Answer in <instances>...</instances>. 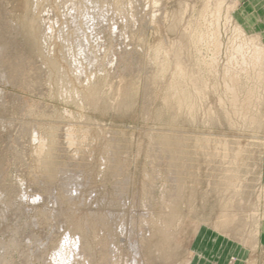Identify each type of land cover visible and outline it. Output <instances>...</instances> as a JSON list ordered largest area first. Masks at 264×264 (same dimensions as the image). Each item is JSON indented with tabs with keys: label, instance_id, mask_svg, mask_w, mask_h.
<instances>
[{
	"label": "rangeland",
	"instance_id": "obj_1",
	"mask_svg": "<svg viewBox=\"0 0 264 264\" xmlns=\"http://www.w3.org/2000/svg\"><path fill=\"white\" fill-rule=\"evenodd\" d=\"M250 1L0 0L14 78L0 91L17 100L0 104V196L20 209L0 264H54L64 239L81 264H184L194 228L224 214L241 264H264V64H229L259 45L235 22L264 44V3Z\"/></svg>",
	"mask_w": 264,
	"mask_h": 264
},
{
	"label": "bare ground",
	"instance_id": "obj_2",
	"mask_svg": "<svg viewBox=\"0 0 264 264\" xmlns=\"http://www.w3.org/2000/svg\"><path fill=\"white\" fill-rule=\"evenodd\" d=\"M217 2H224V0H216ZM152 2V1H151ZM238 4V0H233L232 2V5H233V10L235 9V7L237 6ZM155 5V3H154ZM156 5L158 6V3H156ZM229 5V4H228ZM153 6V5H152ZM151 6V8H152ZM194 9V8H193ZM237 9V8H236ZM218 13V12H217ZM204 17V16H203ZM232 18V17H231ZM230 18V19H231ZM229 23V22H228ZM235 24V29H236V33L241 37H247L249 38V41H252L253 44L255 45H258V46H261V47H255V46H252V48L248 47V44H242V45H238V47H236V56L232 57L229 64L230 65H233V63H237V67L239 69H243L244 67H251V66H261L262 63L264 64V44H262L259 40V37H257L258 35H254V34H248L246 32L245 29H243L242 26H240L237 22L234 23ZM241 24V23H240ZM208 26V25H207ZM201 38H203V36H201ZM237 41V40H236ZM234 42V41H233ZM234 45V43H233ZM199 47V46H198ZM202 50V48H201ZM8 48L5 46V45H2L0 43V82L4 81L5 84H9L10 82H13L14 81V78L11 77V74H10V69H8V65L5 64L3 61H2V54L4 52H8ZM202 52V51H201ZM249 53V56H247V54ZM124 57V56H123ZM212 63H215L216 60L215 59H212L211 60ZM210 61V62H211ZM212 63H210V67H208L207 65V68L210 69L212 67ZM7 65V66H6ZM236 66V65H235ZM234 66V67H235ZM154 67H151L148 69L147 71V74H146V81L147 80H150L151 79V76L153 75V71H154ZM212 69V68H211ZM230 71L229 69L226 70V75L229 76L230 80L229 82L231 83L226 85V91L229 92L230 96H231V103L235 104L237 102V96H236V87H237V82H236V77L239 75V74H229ZM243 73V72H242ZM257 75V74H256ZM149 82V81H148ZM239 82V81H238ZM263 93V92H262ZM247 96V95H246ZM225 99V98H224ZM6 101H10L12 104H15L17 102L16 98L14 96H11V95H7L6 93H4L3 91H0V104H4ZM248 102V101H247ZM223 103V102H222ZM228 103V102H227ZM230 103V104H231ZM7 104V103H6ZM230 104L228 105V109H229V106ZM238 104V103H237ZM220 105V104H219ZM218 105V106H219ZM243 106V105H242ZM225 107V106H223ZM250 107V106H249ZM257 107V106H256ZM243 108V107H242ZM255 108V107H254ZM253 108V109H254ZM231 109V107H230ZM256 109V108H255ZM260 110V109H258ZM252 111V110H251ZM257 111V110H256ZM261 111V110H260ZM233 112V111H231ZM242 112V111H241ZM240 112V113H241ZM255 112V111H253ZM258 112V111H257ZM239 113V114H240ZM247 113V112H245ZM233 114V113H232ZM238 114V113H237ZM255 114V113H254ZM261 114V113H260ZM236 115V114H235ZM241 115V114H240ZM247 115V114H246ZM246 115H243V116H246ZM257 115V114H256ZM254 115V116H256ZM213 116V115H212ZM243 116H240V117H243ZM248 116V115H247ZM246 116V117H247ZM260 116V115H259ZM245 117V118H246ZM249 117V116H248ZM252 118V117H250ZM254 118V117H253ZM252 118V119H253ZM256 119V117H255ZM259 118H257L258 120ZM246 121L248 120L247 118L245 119ZM244 121V120H243ZM244 121V122H246ZM250 121V119H249ZM255 121V120H253ZM251 124L252 123V120L250 121ZM258 122V121H257ZM256 122V123H257ZM244 124V123H243ZM239 126V125H238ZM253 126V125H252ZM1 128V127H0ZM247 131V130H246ZM206 138V137H205ZM62 142L65 143L66 146H71L73 143H74V138H73V135L72 133L70 132H67L64 134L63 136V140ZM208 143V142H207ZM214 143V142H213ZM220 144V142H219ZM225 145V144H224ZM214 146V145H213ZM219 152V151H218ZM226 152V150H225ZM219 155V154H218ZM226 155V153H225ZM224 155V156H225ZM225 159V158H224ZM233 163V162H232ZM224 167V166H223ZM225 174V173H224ZM224 176V175H223ZM72 186H75L73 184H70L68 181L67 182H63L61 184V187L67 191L68 189H71ZM13 189V188H12ZM22 193V192H21ZM1 195V193H0ZM13 193H9L7 195L6 198H3L1 199V196H0V232H5L8 228V224L6 222L7 219H10V220H15V216L18 214V212H20V209L16 208L15 210H13V208L10 207V198L12 197ZM23 195V194H22ZM38 198L35 199V201H37ZM25 201V200H24ZM19 203V202H18ZM226 204V203H225ZM14 205V203H13ZM146 206H149L150 203L147 202L145 204ZM226 206V205H225ZM228 214H224L221 216V218L217 219L216 223H215V226H214V229L218 232V233H222L221 229H224L227 225H228V222H229V219H228ZM233 221V219L231 220ZM193 225V224H192ZM32 226H34L35 228H38V229H42V225L41 223H39L38 221L34 220L32 222ZM60 227V225H59ZM199 225H197L195 228H194V235L191 237L190 239V242L188 244V257L186 259V261L184 262V264H191V261L192 259L194 258V253L191 251L190 249V246L192 247V242L194 241V237L195 235L197 234L198 230H199ZM7 233V232H6ZM23 234V233H22ZM21 234V235H22ZM23 240V239H22ZM32 238L30 237L28 239V241H31ZM21 246V245H20ZM23 246V245H22ZM17 247V246H15ZM25 248V249H24ZM24 251H19V253L22 255H25L28 256V260H31L32 257L34 258V254L33 252H30V251H26L28 247H24ZM16 249V248H15ZM26 251V253H25ZM36 256V254H35ZM81 245L79 243V241H71L69 239H64L63 242L58 246V251L56 252V256L55 258L53 259V263L54 264H81ZM30 258V259H29ZM25 262H27V258L25 257L24 258ZM24 262V263H25ZM51 262V261H50ZM130 263V262H129ZM26 264V263H25ZM83 264V263H82ZM119 264V263H118Z\"/></svg>",
	"mask_w": 264,
	"mask_h": 264
},
{
	"label": "crops",
	"instance_id": "obj_3",
	"mask_svg": "<svg viewBox=\"0 0 264 264\" xmlns=\"http://www.w3.org/2000/svg\"><path fill=\"white\" fill-rule=\"evenodd\" d=\"M264 3V0H251V8L255 10L257 4ZM255 5V6H254ZM250 10H248L249 12ZM239 12V17L242 19L253 21L260 20V17L254 11L253 13L245 14L242 11ZM262 20V19H261ZM240 22V21H239ZM240 25V24H239ZM240 26L244 28L241 24ZM248 34H256L251 31H247ZM260 183L264 188V156L260 163ZM260 230V229H259ZM212 234V235H211ZM260 232L258 237L260 238ZM191 251L194 253V258L191 264H241V261L246 259L248 250L246 245L240 241L229 238L228 235L218 233L214 227L212 230L208 228L199 227L197 234L192 242ZM232 260V262H228Z\"/></svg>",
	"mask_w": 264,
	"mask_h": 264
}]
</instances>
